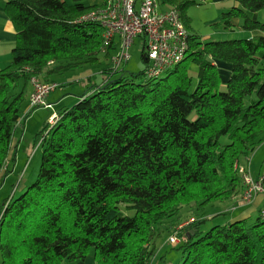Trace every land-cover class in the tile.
<instances>
[{
  "label": "trees",
  "instance_id": "16d2710c",
  "mask_svg": "<svg viewBox=\"0 0 264 264\" xmlns=\"http://www.w3.org/2000/svg\"><path fill=\"white\" fill-rule=\"evenodd\" d=\"M205 1L158 3L177 9L185 23L187 9ZM236 1L223 13L228 33L239 18L242 30L259 34L207 40L190 33L184 60L160 76H147L143 51L145 70L115 77L119 68L105 69L110 77L102 85L52 112L56 121L35 136L43 147L37 179L4 202L2 264H67L92 250L97 264H151L157 242L175 230L178 264H264V208L252 223L201 228L209 205L234 203L247 190L242 168L264 187V173L241 163L264 142V20L248 13L264 10V0ZM105 5L5 4L17 40L10 64L0 69V171L28 115L32 78L57 82L55 90L70 85L57 77L100 64L101 54L118 47L105 44L101 23L80 21ZM190 63L199 67L194 88ZM220 63L231 67L225 90Z\"/></svg>",
  "mask_w": 264,
  "mask_h": 264
},
{
  "label": "rangeland",
  "instance_id": "374dc122",
  "mask_svg": "<svg viewBox=\"0 0 264 264\" xmlns=\"http://www.w3.org/2000/svg\"><path fill=\"white\" fill-rule=\"evenodd\" d=\"M87 3H91V0H87ZM99 4V3H98ZM235 4V0H207L202 4L192 5L187 9L185 23L190 31V33L197 34L201 36L203 39L207 40H224L230 38L240 37L239 33H228L226 28L222 23L223 13L229 11ZM100 5V4H99ZM102 5V4H101ZM264 14V10H261ZM264 20V17L262 18ZM242 36V35H241ZM143 37H137L134 40L130 48L131 58L128 62L124 63L120 68L119 72L115 77H119L121 74H125V76H132V74L140 73L141 71L146 69L147 63L143 61L142 53L144 51V41ZM116 41L119 42V39L116 38ZM106 51V48L103 49ZM118 50L113 49L111 54L106 57L104 54L100 55V64H88L84 65L81 68L74 70L73 72H67L64 74L65 77L58 76L57 78L61 81L72 82L70 85H65L57 88L55 91L51 93L50 101L58 100L63 97L66 93L71 92L74 96V100H65L63 104H60L58 107L53 108V110H58L62 108V106L73 105L76 101L79 100V96L81 93H87L92 89H95L96 86L102 85L110 75L105 73L104 70L114 68V63L112 61V57L117 54ZM190 74L193 78L192 87L194 88L197 85L198 81V71L199 67L195 63H190L189 66ZM220 73L223 74V69H220ZM121 73V74H120ZM33 80V79H32ZM33 82V81H32ZM48 85L57 82H45ZM223 82V90L226 89V83L224 82V74L222 78ZM76 97V98H75ZM30 103V102H29ZM52 110L47 107H39L34 109L33 111L27 112L28 115L25 118L24 126H21L18 130V136H22L25 138L22 147L19 150V170L15 172L14 175L9 174L7 180L5 181V187L3 188V192L6 193V198H2L3 194L0 195V209L4 201L7 198H11L12 192L10 189L13 188L14 196L18 197L24 190L31 185L38 177L43 147L40 145L41 140L35 141V136L39 133L45 126L47 122H49V115H51ZM54 119V118H53ZM35 142V143H34ZM10 161V157L7 160L6 166L2 171H0V176L4 173H7V166ZM244 161V162H243ZM242 164L245 163L248 167L250 166L251 171L257 175L258 173H264V142L253 152L252 155L249 156L248 159L242 160ZM13 165H11L12 167ZM5 170V171H4ZM242 172V171H241ZM25 181V188L17 190L14 188L13 183H17L18 181ZM23 183V182H22ZM4 185V184H3ZM262 185V184H261ZM263 186V185H262ZM16 187V186H15ZM248 189V188H247ZM16 192V193H15ZM251 192V191H250ZM248 192V190H244L243 195L239 199L241 203L251 201L250 198L252 195ZM258 193H264V191H257ZM254 194L253 197L256 195ZM249 200V201H248ZM237 202V201H236ZM235 202V203H236ZM234 203V204H235ZM233 202L231 201H218L207 207V212L210 218L201 224V228L203 232L208 231L213 226L218 224H225L226 219H231L234 217H238L241 212L244 210L240 207H235ZM130 215H133L134 212L130 211ZM218 214L216 216H213ZM258 213L253 214L249 218H247L249 223H252L257 218ZM184 226L181 225L180 228ZM158 241V240H157ZM163 239H160L158 244V253L153 258L151 264H178L182 260V251L175 249L173 246L169 244L161 243ZM162 251L160 253V250ZM94 255V250L91 251L90 256ZM89 256V257H90ZM88 257V258H89ZM67 262V261H66ZM67 264H79V260L67 262ZM87 264V263H86Z\"/></svg>",
  "mask_w": 264,
  "mask_h": 264
},
{
  "label": "built area",
  "instance_id": "2783aa9c",
  "mask_svg": "<svg viewBox=\"0 0 264 264\" xmlns=\"http://www.w3.org/2000/svg\"><path fill=\"white\" fill-rule=\"evenodd\" d=\"M80 21H97L105 27V44L118 46L117 54L112 57L115 69L130 60V48L137 37L144 39L148 77H158L174 67L184 60L188 51L190 31L179 11L172 8L161 9L158 0H108L102 8L83 15ZM32 79L34 89L27 112L42 106L50 107L46 98L57 87L56 83L48 85L38 77ZM56 119L54 114L50 123H54ZM242 172L249 185L247 190L251 191L250 195L264 191L261 181H254L251 173L244 168ZM167 242L174 246L181 242L178 230L168 237Z\"/></svg>",
  "mask_w": 264,
  "mask_h": 264
},
{
  "label": "crops",
  "instance_id": "0c3cea01",
  "mask_svg": "<svg viewBox=\"0 0 264 264\" xmlns=\"http://www.w3.org/2000/svg\"><path fill=\"white\" fill-rule=\"evenodd\" d=\"M107 1L106 0H91V3H89V4H91V5L103 4L104 5L107 3ZM222 1H225V0H222ZM7 2H8V0H0V69H3L4 67H6L7 65L10 64V62L12 60V50H13V48L16 44V40H17V32L15 29V26H14L11 18L8 16V14L5 11V4ZM237 4L238 3L235 0L234 5H237ZM248 13L250 16H252L254 18L259 17L260 19H262L264 17V14H263V16L261 18V15L263 13L262 11H260L258 13H252V12H248ZM232 22L236 26L235 33H237V34L239 33L240 37H251V36L259 34L258 32H255V31L246 32V31L242 30L240 27L241 20L239 18H233ZM219 65H220L221 69H223L224 80L226 81L230 75L231 67L227 63H223V64L220 63ZM72 96H74V95L71 92H69V93H66L65 95H63V97L59 98L58 100H55V101L48 100L49 103H51L53 105L52 108H49V109H51L52 112H54V111H55V113L58 112L57 110H53V108H56L60 104H63L65 100H70V99L74 100V97L72 98ZM50 97H49V99H50ZM52 112H51V114H52ZM53 115H54V113L52 115H49V120ZM21 126H24V124H22ZM21 126L19 128H21ZM19 128L17 129V131L15 133V137L13 139V148L11 151L10 161L8 163V166H7L8 172L4 173L2 176H0V195L5 193V192H3V188L5 187V181L7 180L9 174L11 173V175H14L15 172L17 170H19V164H18L17 159L20 158L19 157V150H20V147H22V144L25 140L24 137L18 136ZM11 165H13V166L11 167ZM12 186H14V188H17V190H19L20 187H21V189H23V188H25L26 185H25V181L21 180V181H18L17 183H13ZM14 190H13V188L10 189V192H12L13 196L15 195V194H13ZM5 196H6V193L3 195L2 198H6ZM2 198H0V199L2 200ZM4 202L5 201L3 199V204L1 205V207L4 205ZM233 206L240 207L244 210L241 212V214L238 217L226 219L225 224H230L231 222H233L235 220L247 219L250 216H252L253 214L259 213V211L264 208V193L256 194L253 197V199L249 202L241 203V201H239V199H237V202ZM2 212H3V207L0 209V216L2 215ZM216 215H218V214H215L213 216H216ZM163 244L168 245L167 242H165V243H162L161 246ZM161 251H162V248L160 250V253H161ZM89 256H90V254H89ZM88 257L84 261H79V264H86V263L87 264H97L95 261L94 255L93 256L91 255L89 258ZM0 264H2L1 253H0Z\"/></svg>",
  "mask_w": 264,
  "mask_h": 264
},
{
  "label": "water",
  "instance_id": "95a60500",
  "mask_svg": "<svg viewBox=\"0 0 264 264\" xmlns=\"http://www.w3.org/2000/svg\"><path fill=\"white\" fill-rule=\"evenodd\" d=\"M191 233L194 234V231H192Z\"/></svg>",
  "mask_w": 264,
  "mask_h": 264
}]
</instances>
